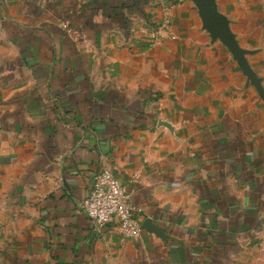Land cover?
Wrapping results in <instances>:
<instances>
[{
	"label": "crops",
	"instance_id": "0c3cea01",
	"mask_svg": "<svg viewBox=\"0 0 264 264\" xmlns=\"http://www.w3.org/2000/svg\"><path fill=\"white\" fill-rule=\"evenodd\" d=\"M215 3L244 65L193 0H0V264H264V0Z\"/></svg>",
	"mask_w": 264,
	"mask_h": 264
},
{
	"label": "built area",
	"instance_id": "2783aa9c",
	"mask_svg": "<svg viewBox=\"0 0 264 264\" xmlns=\"http://www.w3.org/2000/svg\"><path fill=\"white\" fill-rule=\"evenodd\" d=\"M168 22L165 16L156 32L159 33ZM80 208L97 226L114 222L123 237L138 238L141 234L137 210L130 202V191L109 167L94 173L91 190L80 202Z\"/></svg>",
	"mask_w": 264,
	"mask_h": 264
},
{
	"label": "water",
	"instance_id": "95a60500",
	"mask_svg": "<svg viewBox=\"0 0 264 264\" xmlns=\"http://www.w3.org/2000/svg\"><path fill=\"white\" fill-rule=\"evenodd\" d=\"M198 7L199 14L206 28L217 38H219L244 65L242 51L238 48L233 34L228 28V24L223 15L216 8L215 0H193Z\"/></svg>",
	"mask_w": 264,
	"mask_h": 264
}]
</instances>
